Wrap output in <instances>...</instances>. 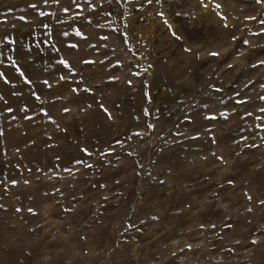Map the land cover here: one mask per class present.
Returning <instances> with one entry per match:
<instances>
[{
	"label": "rangeland",
	"instance_id": "rangeland-1",
	"mask_svg": "<svg viewBox=\"0 0 264 264\" xmlns=\"http://www.w3.org/2000/svg\"><path fill=\"white\" fill-rule=\"evenodd\" d=\"M262 62L258 0H0V264H264Z\"/></svg>",
	"mask_w": 264,
	"mask_h": 264
},
{
	"label": "snow or ice",
	"instance_id": "snow-or-ice-1",
	"mask_svg": "<svg viewBox=\"0 0 264 264\" xmlns=\"http://www.w3.org/2000/svg\"><path fill=\"white\" fill-rule=\"evenodd\" d=\"M151 2H152V0H149V3H151ZM258 2H264V0H258ZM45 3H47V0H45ZM32 7H36V5H32ZM77 7H79V5H77ZM217 7H219V5H217ZM65 11L67 12L68 9H65ZM41 15H43V13H41ZM160 15H163V13H161ZM21 19H24V18L21 17ZM78 34H79V33H78ZM105 39H106V37H105ZM234 39H235V38H234ZM245 43H247V42L245 41ZM71 47H77V45H72ZM211 55L215 56V55H218V53H211ZM59 63H61V64L64 65L65 67L71 68V66H70L66 61H59ZM83 63H85V64H92V63H94V61H88V60H85V61H83ZM262 63H264V62H262ZM18 71H19V69H18ZM20 75H21L22 77L25 78V83H27V84H31V83H32L31 80L27 79V77L24 76V73H23L22 71H20ZM0 77H3V74H2V73H0ZM60 79H61V80H65V77L61 76ZM5 82H6V83H10V81H7L6 79H5ZM43 83H44L46 86H50V85H49V82H48L47 80L43 81ZM129 83H131V82L129 81ZM72 91H73V92H79V89H78V88H73ZM85 91H90V90H89V89H85ZM34 95H35V93H34ZM37 98H38V97H37ZM240 102H242V101H240ZM101 107H103V106H101ZM8 111L11 112V111H13V109L9 108ZM65 111L67 112L68 109H65ZM104 111H107V110L104 109ZM109 117H110V114H109ZM110 118H111V117H110ZM205 118H206V119H215L214 116H208V117H205ZM84 151H87V150H84ZM89 167H90V165H89ZM12 183L15 184L16 181H13ZM249 198H250V197H249ZM261 203L264 204V201H261Z\"/></svg>",
	"mask_w": 264,
	"mask_h": 264
}]
</instances>
